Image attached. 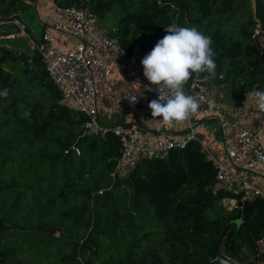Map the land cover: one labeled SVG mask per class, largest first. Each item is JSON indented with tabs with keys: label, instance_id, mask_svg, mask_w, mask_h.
Masks as SVG:
<instances>
[{
	"label": "trees",
	"instance_id": "obj_1",
	"mask_svg": "<svg viewBox=\"0 0 264 264\" xmlns=\"http://www.w3.org/2000/svg\"><path fill=\"white\" fill-rule=\"evenodd\" d=\"M56 2L88 5L121 47L137 50L142 68L143 57L167 34L165 26L196 27L211 38L217 65L215 78L205 81L202 74L203 81L264 90V46L253 36L252 0ZM33 11L29 0H0V32L17 31L6 22L12 17L32 22L27 15ZM4 89L0 219L10 228L0 230V264H218L210 259L223 236L234 264H264V249L258 253L256 245L263 239L264 247V198H252L253 215L240 221L241 208L220 203L233 193L206 191L216 167L196 141L112 175L118 136L84 131V116L60 102L41 60L19 36L0 37ZM36 224L55 231L18 229ZM15 238L21 246L7 241ZM246 252L252 258L245 260Z\"/></svg>",
	"mask_w": 264,
	"mask_h": 264
},
{
	"label": "built area",
	"instance_id": "obj_2",
	"mask_svg": "<svg viewBox=\"0 0 264 264\" xmlns=\"http://www.w3.org/2000/svg\"><path fill=\"white\" fill-rule=\"evenodd\" d=\"M42 1L49 2L51 15L42 23L38 40L27 31L25 21L17 17L6 21L17 27L16 32L6 36L22 37L29 49L41 57L49 79L60 92V102L84 116L86 133L103 136L110 130L118 136L120 155L112 175L124 176L139 161L167 158L172 150L183 149L188 142L196 141L200 151L216 167L214 180L205 188L206 191L212 195L221 190L234 194L223 196L221 205L230 209L240 208L239 203L246 200L264 198V189L246 176V173H251L264 181V111L256 107L251 95L257 89H230V95L235 97L231 104L224 102L223 90L216 91L213 85L192 77L187 95L197 98L200 107L197 114L180 123L184 127L182 130L144 129L139 120L152 119L148 104L158 96L154 91L131 89L123 93L119 100L124 119L119 123L105 124L101 120V103L105 86L114 74L147 81L143 68L137 63V56L120 46L116 36L101 26L88 5L60 6L56 0H29L33 8ZM253 36L264 38L258 24ZM71 40L73 44L69 43ZM28 62L30 67L32 61ZM215 91L217 97L210 102ZM131 94L139 97L135 105L125 98ZM250 111L255 113L259 129L254 128ZM106 112L107 109H104ZM206 119L214 120L219 126L225 161L218 160L199 136ZM224 239L225 236L210 262H236L226 252ZM256 245L258 253L263 252V239L257 240Z\"/></svg>",
	"mask_w": 264,
	"mask_h": 264
},
{
	"label": "clouds",
	"instance_id": "obj_3",
	"mask_svg": "<svg viewBox=\"0 0 264 264\" xmlns=\"http://www.w3.org/2000/svg\"><path fill=\"white\" fill-rule=\"evenodd\" d=\"M165 32L167 34L143 57L141 64L149 82L144 85V91H154L158 96L148 104L151 117L170 126L198 113L200 101L187 95L184 87L193 75L200 78L203 74L205 81L215 78L217 65L211 38L196 27L173 23L165 26ZM8 94V89L0 91V97L6 98ZM251 95L256 107L264 111V90H256ZM125 98L132 105L139 99L135 94Z\"/></svg>",
	"mask_w": 264,
	"mask_h": 264
},
{
	"label": "crops",
	"instance_id": "obj_4",
	"mask_svg": "<svg viewBox=\"0 0 264 264\" xmlns=\"http://www.w3.org/2000/svg\"><path fill=\"white\" fill-rule=\"evenodd\" d=\"M51 15L50 12V5L48 1H42L36 8H34V15H33V23L38 24V28L34 27V24L31 22H26L28 29L31 30V35L35 39H39L41 36L42 31V23L46 21L49 16ZM61 40H64L61 38ZM64 42V41H63ZM74 41H70L69 43L73 44ZM70 45V44H69ZM147 82V83H146ZM144 81L142 79H133L129 77H120L117 74H114L112 80L105 86V95L103 97V101L101 103V114L102 116H107L110 121L114 123H119L124 119L123 114L119 109V100L120 96L128 90H138L143 92L144 85H148V81ZM191 80L187 82L184 87V91L187 92L190 90ZM222 86V85H221ZM213 88L223 90L224 91V102L226 103H234V95H230L229 89L225 90L224 86H213ZM216 91L211 95V101L213 102L217 97ZM104 109H107V112L104 113ZM251 117L253 120L254 128L259 129L260 124L256 120V115L254 112L250 111ZM140 124L143 126L144 129L148 130H158V129H169V130H182L184 127L181 124H174L170 126L162 125L158 119H141L139 120ZM112 123V124H114ZM204 132L207 139L203 136H200L203 141L206 143L210 151L218 158L220 161H225V155L223 152L222 147V134L219 129L218 124L214 120H204L203 126L200 132ZM248 179H250L255 185L264 189V181L257 176H254L251 173H246Z\"/></svg>",
	"mask_w": 264,
	"mask_h": 264
},
{
	"label": "water",
	"instance_id": "obj_5",
	"mask_svg": "<svg viewBox=\"0 0 264 264\" xmlns=\"http://www.w3.org/2000/svg\"><path fill=\"white\" fill-rule=\"evenodd\" d=\"M253 17L256 19L258 22V28L264 32V0H253ZM38 59H41L40 56H38ZM239 206L241 208V217L240 221H244L248 218H250L253 215V209L251 207V201L246 200L242 203H239ZM10 226L7 224H4L2 222V219H0V230L3 229H9ZM37 229V230H44L50 233H53L55 231V227H49V228H43L40 227L39 224H36L35 226L32 227H24V226H19L18 229L24 230V229Z\"/></svg>",
	"mask_w": 264,
	"mask_h": 264
},
{
	"label": "rangeland",
	"instance_id": "obj_6",
	"mask_svg": "<svg viewBox=\"0 0 264 264\" xmlns=\"http://www.w3.org/2000/svg\"><path fill=\"white\" fill-rule=\"evenodd\" d=\"M252 6H253V0H252ZM33 15H34V11L33 12H31V14H28L27 16H29V17H32L33 18ZM22 17H23V19H25L26 20V22H30L31 23V21H29V19L27 18V17H25V16H23L22 15ZM25 22V23H26ZM34 21H32V23H33ZM34 24V23H33ZM101 24V26L104 28V29H106V30H108L109 29V27H108V25L107 24H105V25H102V23H100ZM35 25L36 24H34V27H35ZM38 28V27H37ZM9 34V33H8ZM7 35V34H6ZM6 35H4V34H2V32H0V37H6V38H8ZM16 37V36H15ZM256 40L258 41V43L261 45V46H264V38L263 37H261V36H256ZM135 56H137V50L135 51V54H134V57ZM28 61H32L31 59H28ZM224 86V89L225 90H227V89H234V90H236V88H231L230 86H228V85H223ZM105 124H112V123H114V122H112V121H110V119L107 117V116H102V119H101ZM199 136H203L205 139H207L206 138V136H205V133L202 131V132H200V134H199ZM7 241H11L12 243H14L15 245L16 244H19L20 246L22 245V243L20 242V241H18V240H16V238L15 239H13V240H10V239H7ZM23 247H26L25 246V244H23ZM247 253V252H246ZM28 253L27 252H25L24 254H22V257H25V258H29L28 257V255H27ZM250 255L247 253L246 255H245V260H247L248 258H252V257H249Z\"/></svg>",
	"mask_w": 264,
	"mask_h": 264
}]
</instances>
